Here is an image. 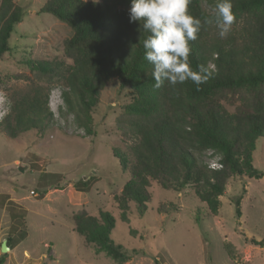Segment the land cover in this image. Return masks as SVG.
Instances as JSON below:
<instances>
[{
    "label": "trees",
    "instance_id": "1",
    "mask_svg": "<svg viewBox=\"0 0 264 264\" xmlns=\"http://www.w3.org/2000/svg\"><path fill=\"white\" fill-rule=\"evenodd\" d=\"M216 3L191 0L189 4L190 13L202 22L197 39L189 42L190 66L194 71L201 65L210 66L211 76L200 85L188 80L171 86L165 81L155 89L152 65L144 57L142 43L148 33L140 30L139 22H130L131 0H46L39 12L54 15L72 29L65 41L71 62L66 58L26 60L30 71L46 83L11 89L7 110L0 115V134L15 139L59 124L50 107L52 85L59 82L63 123L71 118L83 136L93 135L92 113L106 84L117 79L120 89L135 93L118 117L119 130L131 142L129 150L114 149L130 175L121 193L114 195L123 219H128L131 202L137 204L141 216L145 214L152 199V181L177 192L194 185L196 194L216 215L221 204L218 198L225 194L229 178L264 177V170L254 165L253 154L256 144L264 143V0H232L233 24L242 21L243 26L238 35L227 39L215 35ZM24 14L15 0L0 1V59L12 49L11 36ZM4 77L0 75V87L10 78ZM225 101L238 102L235 110H228ZM207 150L212 151L210 156H218L221 167L209 166ZM76 185L87 191L89 179ZM242 195L235 199L238 216ZM174 209V204L158 207L166 213ZM12 218L15 224L7 236L10 249L16 242L14 231L24 223V212H15ZM73 219L76 231L88 243L120 264L141 252L137 248L129 251L111 237L116 219L109 211L92 215L82 209ZM251 241L264 246V239L252 237ZM7 255H0V264Z\"/></svg>",
    "mask_w": 264,
    "mask_h": 264
},
{
    "label": "rangeland",
    "instance_id": "2",
    "mask_svg": "<svg viewBox=\"0 0 264 264\" xmlns=\"http://www.w3.org/2000/svg\"><path fill=\"white\" fill-rule=\"evenodd\" d=\"M15 2L25 14L11 36L12 49L0 59V75L10 77H4L8 83L0 87V115L7 110L11 89L46 83L30 71L27 59L71 62L65 41L72 29L54 15L39 12L46 0ZM242 26V21L232 24L224 38L238 35ZM219 31L216 27V36ZM61 91L62 84L54 82L50 107L59 124L15 139L0 134V255L1 244L15 224L12 214L24 212V223L14 231L15 246L7 252L4 264H120L76 231L73 215L82 209L92 215L101 210L112 213L116 226L111 237L129 251L141 250L123 264H264V246L251 241L252 237L264 239V177L229 178L225 194L218 198L221 204L216 215L196 194L194 185L177 192L152 181V199L145 214L141 216L137 204L131 202L124 220L114 195L121 193L130 175L114 149L129 150L131 142L119 130L118 117L135 93L120 89L117 79L109 81L92 113L95 134L83 136L71 118L63 123ZM224 104L234 111L238 102ZM211 152L204 153L207 160L218 159ZM253 154L254 165L264 170L262 141ZM83 179H89L87 191L76 188ZM240 195L238 216L235 199ZM164 203L176 209L158 211Z\"/></svg>",
    "mask_w": 264,
    "mask_h": 264
},
{
    "label": "clouds",
    "instance_id": "3",
    "mask_svg": "<svg viewBox=\"0 0 264 264\" xmlns=\"http://www.w3.org/2000/svg\"><path fill=\"white\" fill-rule=\"evenodd\" d=\"M190 3L191 0H131L130 22H139L140 30L148 33L142 43L144 57L152 65L155 89L165 81L171 86L188 80L200 85L212 74L210 66L201 65L199 71L190 66L189 42L197 39L202 27L201 19L190 13ZM235 19L232 0H217L214 22L221 38L228 35Z\"/></svg>",
    "mask_w": 264,
    "mask_h": 264
},
{
    "label": "built area",
    "instance_id": "4",
    "mask_svg": "<svg viewBox=\"0 0 264 264\" xmlns=\"http://www.w3.org/2000/svg\"><path fill=\"white\" fill-rule=\"evenodd\" d=\"M208 164L211 168H219L221 167L220 162L217 161V159H212L208 161Z\"/></svg>",
    "mask_w": 264,
    "mask_h": 264
},
{
    "label": "water",
    "instance_id": "5",
    "mask_svg": "<svg viewBox=\"0 0 264 264\" xmlns=\"http://www.w3.org/2000/svg\"><path fill=\"white\" fill-rule=\"evenodd\" d=\"M10 250V247L7 245V240H4L1 244V251L7 253Z\"/></svg>",
    "mask_w": 264,
    "mask_h": 264
}]
</instances>
